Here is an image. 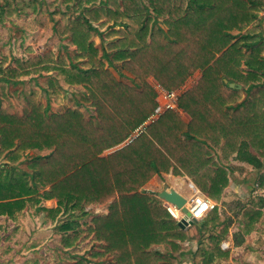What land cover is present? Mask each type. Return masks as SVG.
I'll return each mask as SVG.
<instances>
[{
	"label": "trees",
	"instance_id": "1",
	"mask_svg": "<svg viewBox=\"0 0 264 264\" xmlns=\"http://www.w3.org/2000/svg\"><path fill=\"white\" fill-rule=\"evenodd\" d=\"M1 1L2 16L41 13L36 0ZM63 3L76 15L62 13L56 23L67 54L15 58L9 68L2 58L0 83L17 85L20 77L33 75L45 78L43 92L55 100L58 81L82 86L85 92L74 97V108L53 111L49 96L42 106L37 91H16L19 112L11 103L4 106L5 88L0 86V158L6 160L0 163V216L15 219L30 208L56 223L65 248H77L86 232L100 244L101 251L91 257H112L107 263H92L80 256L69 264H176L192 240L197 243L192 264L227 258L221 242L230 226L217 208L192 225L194 239L191 226L181 229L163 201L143 187L155 175L172 173L188 177L220 203L231 160L264 169V16L257 20L260 34H252L264 0ZM115 66L116 74L110 69ZM196 73L197 80L178 101L189 121L178 112H165L130 145L102 154L154 111L156 91L149 78L175 90ZM83 105L92 106L99 125L93 116L86 118ZM29 152L35 155L27 160ZM24 162L28 170L18 169ZM53 199L55 206L43 205V200ZM94 205H106L107 213L93 215L83 231L79 222ZM262 215L260 206H239L235 245L255 231ZM160 245L165 253L152 248Z\"/></svg>",
	"mask_w": 264,
	"mask_h": 264
},
{
	"label": "rangeland",
	"instance_id": "2",
	"mask_svg": "<svg viewBox=\"0 0 264 264\" xmlns=\"http://www.w3.org/2000/svg\"><path fill=\"white\" fill-rule=\"evenodd\" d=\"M117 1L119 6H121V0ZM1 5H4V2L0 0ZM36 6L41 10L40 14L38 12L34 14L19 12L18 15L11 17L2 16L3 10L0 7V60L6 58L7 64H5V68L13 67L15 58L28 59L32 56L34 57L49 52H54L55 55L58 53L62 55L67 54L63 49V43H66L63 36L55 31L56 23H58L60 19L59 15L62 13H65L69 17H76V15H73L72 11L66 8L63 0H36ZM263 16L264 11H261L254 22L253 29L255 31L252 33L253 36L260 34V28L256 25L258 23L257 20H262ZM249 26L251 27V25ZM246 34L247 32L242 33V35ZM93 41L97 47L101 48V39L98 36L93 37ZM69 51L74 54L72 47H69ZM262 57L264 58V54ZM112 68H110L111 71L113 70ZM263 70L262 74H264ZM44 80L45 78L43 77L36 78L33 75H28L20 77V82L17 85L0 83V86L5 88L4 94L7 97L6 99L5 97L2 98L4 106L8 107L9 103H11L15 109L21 112L22 107L15 100L13 94L16 91L24 90L27 92L37 91V102L41 103L42 106L48 102L49 96L53 111L64 110L65 108H74L73 104L77 100L74 97H78L85 92L82 86L67 87L58 81L56 85L59 91V97L58 100H55L53 94L50 93L46 96L43 92ZM196 80L197 78L194 75L182 86L175 89V91L181 96ZM148 81H150L149 83L154 89L157 82L153 79H149ZM261 81H264V76ZM73 92H75V95H73ZM80 108L85 113L86 118L93 116L92 118L95 124L99 125V120L95 119L92 106L85 109V105H83ZM34 155V152H29L27 160L31 159ZM0 163H6V160H1L0 158ZM250 167H248L249 169L243 167L238 175L239 178L237 180L241 184L240 190L234 191L232 189L231 191H224L220 203L212 200L218 205L217 209L222 218L229 222V232L237 226L235 216L238 213L239 206L243 203L261 204L262 206L260 207L263 209L264 215V180H260V174L256 171L257 169H250ZM17 168L28 170L26 162L19 164ZM14 172L11 171V177L14 176ZM231 182L236 184L235 180ZM170 187L183 188L187 200H190L195 194L194 189L190 187V183L184 177L176 176L172 173L163 175L159 185L155 186L154 190H145V192L157 195L161 190L169 189ZM200 193L203 194L202 192ZM53 200L47 202L43 200L42 202L43 205L50 207L54 203ZM86 210H90L89 215L82 217L83 219L79 222L83 231L87 230V225L90 224L93 215L107 213V206L94 205L87 207ZM55 225L56 223L46 221L42 215H34L30 208H26L15 219L0 216V264H69L73 263L80 256L90 258L87 259L92 263H107L111 261L112 257L110 255L99 257L90 256L92 252L101 250L99 248L100 244L93 241L92 235L86 234V232L81 234L77 240V248H65L60 242L61 233L55 228ZM260 225L262 226L259 227L258 232L263 231V233H258L253 238L251 237V239L248 236L246 238L244 237L243 243L241 244L242 248L240 249L234 247L232 250L231 245L224 249L221 248L228 253V257L225 259L216 258L212 264H246L245 261L249 263V254L254 257V260L257 258L261 259V253H264V218ZM191 234L194 239L197 238L196 228H193L192 225ZM224 242H227V238L221 244ZM185 245H188L190 248L183 253L180 261L176 264H192L193 253L197 248L196 240H192ZM152 248L165 253L164 245ZM243 256L245 257L243 258Z\"/></svg>",
	"mask_w": 264,
	"mask_h": 264
},
{
	"label": "built area",
	"instance_id": "3",
	"mask_svg": "<svg viewBox=\"0 0 264 264\" xmlns=\"http://www.w3.org/2000/svg\"><path fill=\"white\" fill-rule=\"evenodd\" d=\"M154 89L156 91V107L154 111L146 118V120L138 124L122 142L107 149L106 152L108 154L130 145L133 141L143 135L147 131V128L157 121L163 113L168 111H179L178 101L180 95L177 91L166 90L159 84L155 85ZM191 188L193 187L191 186ZM164 203L166 210L175 220L179 221L181 218H185L184 214L181 212V209H178L174 205H171L167 202ZM185 207L191 214L189 218H186L187 221L192 218L200 221L207 215V213L217 208L218 205L207 196L199 192H195L194 196L190 200H187ZM227 247H229L227 242L221 244V248L224 249Z\"/></svg>",
	"mask_w": 264,
	"mask_h": 264
},
{
	"label": "crops",
	"instance_id": "4",
	"mask_svg": "<svg viewBox=\"0 0 264 264\" xmlns=\"http://www.w3.org/2000/svg\"><path fill=\"white\" fill-rule=\"evenodd\" d=\"M115 68L116 69H114V68H112L113 70V73L114 74H116L117 73V69H119V67L118 66H115ZM115 70V71H114ZM123 74L126 76V77H130L126 72H123ZM196 74H198L197 76H196ZM196 74H194L195 75V78H198V76H199V73H196ZM193 75V76H194ZM150 80H151V78H149ZM148 79V80H149ZM150 82V81H149ZM178 113L182 116V118L187 122V121H189L190 120V117L187 115V114H185V113H183L182 112V110L181 109H179V111H178ZM106 150L107 149H105L104 151H103V155H108V153L106 152ZM250 150V152L253 154V155H256L255 154V152L253 151V149L252 148H250L249 149ZM229 166V169H230V171H229V175H228V178H229V185L227 186V188H225V191H231L232 189H234V191H238V190H240V188H241V184L239 183V181L237 180V178H239L238 177V175H239V173H240V171H241V169L243 168V167H249V166H251L250 164H248V163H245V162H238V161H235V160H231L230 161V164L228 165ZM249 169V168H248ZM250 169H253V167L251 166L250 167ZM255 170V169H254ZM256 171H258L259 172V174H260V180H262V177H263V175H264V169H262V170H259V169H257ZM163 175H165V174H163ZM162 175V176H163ZM168 175V174H167ZM161 179H162V177H159V176H157V175H155V176H153L148 182H147V184L143 187V190H154V187L155 186H157V185H159V182L161 181ZM182 179V178H181ZM184 179L186 180V181H188L189 183H190V186H192L193 187V189H194V192H199L200 193V191L196 188V186L191 182V180L188 178V177H186V176H184ZM233 180H235L236 181V184H233L231 181H233ZM259 180V181H260ZM261 182V181H260ZM243 184V183H242ZM169 189H173V190H175L176 192H178L180 195H182L183 197H186L185 196V194H184V189L182 188V189H178V188H174V187H170ZM148 191V192H149ZM49 201H52V200H49ZM54 201V203H52L50 206H55V204H56V201L55 200H53ZM47 202V201H46ZM252 205H255V206H262L261 204H257V203H251ZM263 210V209H262ZM263 218H264V215H262L258 220H257V223L255 224L256 225V229H255V231H253L250 235H247L250 239H251V237L253 238L254 236H256L258 233L259 234H261V233H263V231L262 232H258V230H259V227L260 226H262V225H260L261 224V222H263ZM235 222H236V220H235ZM237 224V223H236ZM236 232H237V226H235V228L234 229H232L230 232H229V236H227V243H228V246H230L231 245V249L233 250L234 249V247H236L237 249H240V248H242L241 246V244H239V245H235L234 244V240H235V236H236ZM264 235V234H263ZM247 236H245V238L247 237ZM244 239V238H243ZM232 250H231V252H232ZM250 252H252L251 250H250ZM245 256H243V258H244ZM247 258V257H246ZM246 260V259H245ZM248 262L249 263H247L246 261H245V263L246 264H264V253H261V259H255L254 260V257L251 255V254H249L248 255Z\"/></svg>",
	"mask_w": 264,
	"mask_h": 264
},
{
	"label": "water",
	"instance_id": "5",
	"mask_svg": "<svg viewBox=\"0 0 264 264\" xmlns=\"http://www.w3.org/2000/svg\"><path fill=\"white\" fill-rule=\"evenodd\" d=\"M229 86L231 88L235 87V84L230 83ZM240 88V87H238ZM157 197L161 199L163 202H167L171 205H174L176 208L181 209V212L184 214L185 218H181L178 221V226L181 229H186L188 226H191L193 224L198 223L195 219L186 220V218H189L191 216L188 209L185 207L187 204V199L180 195L178 192H176L173 189H163L158 194Z\"/></svg>",
	"mask_w": 264,
	"mask_h": 264
},
{
	"label": "bare ground",
	"instance_id": "6",
	"mask_svg": "<svg viewBox=\"0 0 264 264\" xmlns=\"http://www.w3.org/2000/svg\"><path fill=\"white\" fill-rule=\"evenodd\" d=\"M191 187V186H190Z\"/></svg>",
	"mask_w": 264,
	"mask_h": 264
}]
</instances>
